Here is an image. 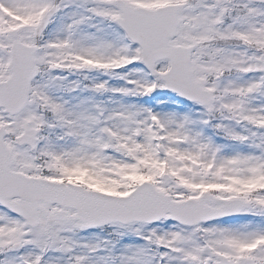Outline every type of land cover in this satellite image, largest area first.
I'll use <instances>...</instances> for the list:
<instances>
[{"label": "snow or ice", "instance_id": "1", "mask_svg": "<svg viewBox=\"0 0 264 264\" xmlns=\"http://www.w3.org/2000/svg\"><path fill=\"white\" fill-rule=\"evenodd\" d=\"M0 264H264V0H0Z\"/></svg>", "mask_w": 264, "mask_h": 264}]
</instances>
